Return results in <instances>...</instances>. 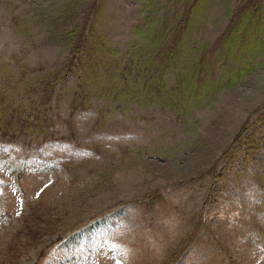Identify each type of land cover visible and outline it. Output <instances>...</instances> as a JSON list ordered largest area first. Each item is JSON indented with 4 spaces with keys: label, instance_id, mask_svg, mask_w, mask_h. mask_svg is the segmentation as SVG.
Here are the masks:
<instances>
[{
    "label": "rangeland",
    "instance_id": "obj_1",
    "mask_svg": "<svg viewBox=\"0 0 264 264\" xmlns=\"http://www.w3.org/2000/svg\"><path fill=\"white\" fill-rule=\"evenodd\" d=\"M195 2L0 0V264H264V45L203 0L182 65L215 69L172 108L152 38Z\"/></svg>",
    "mask_w": 264,
    "mask_h": 264
},
{
    "label": "trees",
    "instance_id": "obj_2",
    "mask_svg": "<svg viewBox=\"0 0 264 264\" xmlns=\"http://www.w3.org/2000/svg\"><path fill=\"white\" fill-rule=\"evenodd\" d=\"M203 5V0H196L191 13L187 11L179 15L171 29H167L162 23L159 24L160 29L152 38L157 56L162 58L164 75L173 70V67L180 66L177 77L183 91L181 95L170 96L171 107L178 111H184L198 103L201 87L211 78L215 69L214 55L210 54L206 47L201 49L189 66L182 65L185 34L190 29L189 26L193 25ZM235 13L238 14L239 11ZM230 26L234 27L233 33L221 38V47L226 48V53L231 52L235 57H239L246 51L255 50L260 44L264 45V3L257 6L256 0H245V7L240 8L239 16ZM210 72L211 75L207 76ZM169 91L175 93L173 89Z\"/></svg>",
    "mask_w": 264,
    "mask_h": 264
}]
</instances>
